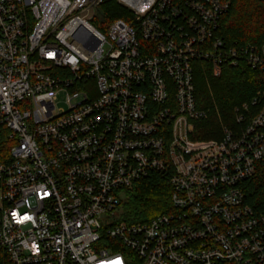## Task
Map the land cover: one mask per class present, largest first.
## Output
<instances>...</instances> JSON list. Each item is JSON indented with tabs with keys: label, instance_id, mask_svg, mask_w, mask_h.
I'll return each instance as SVG.
<instances>
[{
	"label": "built area",
	"instance_id": "2783aa9c",
	"mask_svg": "<svg viewBox=\"0 0 264 264\" xmlns=\"http://www.w3.org/2000/svg\"><path fill=\"white\" fill-rule=\"evenodd\" d=\"M108 1L0 0V126L13 143L0 248L10 264H264V92L221 139L196 138L209 116L199 65L264 72V45L218 35L231 0H141L102 31ZM154 174L171 210L124 221L127 192Z\"/></svg>",
	"mask_w": 264,
	"mask_h": 264
},
{
	"label": "trees",
	"instance_id": "16d2710c",
	"mask_svg": "<svg viewBox=\"0 0 264 264\" xmlns=\"http://www.w3.org/2000/svg\"><path fill=\"white\" fill-rule=\"evenodd\" d=\"M119 19L130 21L133 13L118 0H110L99 7L98 17L93 23L106 31L108 25ZM218 35L232 45H264V0H231V8L222 19ZM196 89L198 108L210 111L208 118L198 123L196 138L219 140L222 137V125L235 127V108H241L259 92H264V72L226 67L221 77L214 78L210 71L203 70L199 65ZM259 110L260 107L254 111ZM9 135L10 131L0 126V158L10 157L13 143ZM260 189L253 186L252 191L259 192ZM170 210L171 190L168 181L163 175L154 174L136 183L127 192L123 218L128 223L149 222ZM0 264H10L8 253L2 248Z\"/></svg>",
	"mask_w": 264,
	"mask_h": 264
},
{
	"label": "rangeland",
	"instance_id": "374dc122",
	"mask_svg": "<svg viewBox=\"0 0 264 264\" xmlns=\"http://www.w3.org/2000/svg\"><path fill=\"white\" fill-rule=\"evenodd\" d=\"M121 5L124 7L128 8L131 11L138 10L140 8L139 4H143L141 0H120L119 1ZM209 115L210 111L207 110ZM0 205H1V200H0ZM123 211V207L121 209Z\"/></svg>",
	"mask_w": 264,
	"mask_h": 264
}]
</instances>
